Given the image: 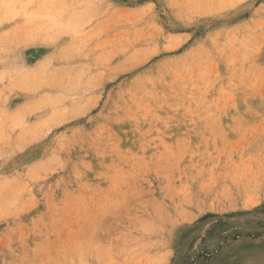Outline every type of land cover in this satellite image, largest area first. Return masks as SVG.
<instances>
[{"label": "rangeland", "instance_id": "374dc122", "mask_svg": "<svg viewBox=\"0 0 264 264\" xmlns=\"http://www.w3.org/2000/svg\"><path fill=\"white\" fill-rule=\"evenodd\" d=\"M0 264H264V0H0Z\"/></svg>", "mask_w": 264, "mask_h": 264}]
</instances>
